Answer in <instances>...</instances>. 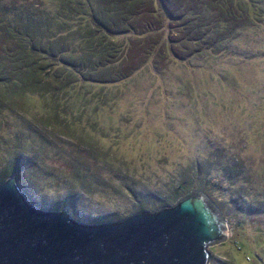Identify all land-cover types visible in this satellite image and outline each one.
I'll return each instance as SVG.
<instances>
[{"label":"rangeland","instance_id":"1","mask_svg":"<svg viewBox=\"0 0 264 264\" xmlns=\"http://www.w3.org/2000/svg\"><path fill=\"white\" fill-rule=\"evenodd\" d=\"M61 1L1 0V18L14 25L7 40L0 31L1 63L3 50L16 45V28L39 44L61 42L67 25L87 27L91 2H111L116 14H99L120 23L121 64L101 83L79 75L68 83L75 73L63 82L47 76L23 92L6 87L13 74L3 66L0 183L18 156L17 183L35 206L59 210L65 200L77 214L121 218L174 204L190 191L166 200L186 169L221 158L239 173L235 184L214 165L204 175H212L208 192L193 189L228 229L225 240L208 246L207 264H264V21L227 40L212 26L215 0H72L77 9Z\"/></svg>","mask_w":264,"mask_h":264},{"label":"water","instance_id":"2","mask_svg":"<svg viewBox=\"0 0 264 264\" xmlns=\"http://www.w3.org/2000/svg\"><path fill=\"white\" fill-rule=\"evenodd\" d=\"M16 178L0 183V264H207L208 246L227 237L199 190L120 218L39 208Z\"/></svg>","mask_w":264,"mask_h":264},{"label":"trees","instance_id":"3","mask_svg":"<svg viewBox=\"0 0 264 264\" xmlns=\"http://www.w3.org/2000/svg\"><path fill=\"white\" fill-rule=\"evenodd\" d=\"M77 1H75L76 4H80L81 1ZM61 2L69 8L77 9L72 0H62ZM89 2H91V0H89ZM3 4L4 3L0 0V13H2L4 9ZM213 5V9L215 10L213 17L216 24H213L212 26L214 27L216 33L219 30L220 32L223 31L227 40L232 39L235 34L239 33V29H244L249 23H251V21H264V17L258 15V12H264V2L261 0H245V2H243V0H215ZM90 6L92 10L90 15V20H92L91 23L89 22L90 20L88 21L87 19L86 21L85 19L84 25L87 26L86 28L81 25L77 27H74L73 24L67 25L65 27V35L61 36V42H58V40L55 38L56 43L55 41L47 39V44H39L34 35L30 34L29 32L24 33L22 30L16 28V33L18 34L14 39L16 45L13 44V46H11L10 44L11 53L7 54L8 50H3L4 53H1L3 63L0 61V72H3L4 66L10 67V72L13 74V78L11 79L13 81L6 82V87L15 86L21 92H23L29 87H41L43 83L42 77L52 76L54 79H59L63 82L66 79L68 80V78L65 77L66 74H68V77H70L71 75H74V73L76 76L70 79L68 83L75 80L77 75L82 77L83 80L87 82L96 81L101 83L102 81H107L108 78L106 77V73H109V75L111 74L110 68L118 67L121 64L120 59L122 57L117 56V42L114 38L119 32L120 23L114 21L109 24L103 20L99 13L102 11L105 14L106 12H112L110 15H114L116 14L117 6L113 5L111 2L107 4L109 8L104 6L96 8L92 2L90 3ZM103 12L102 14H104ZM121 15L124 17L123 12ZM69 16L71 19H74L72 15ZM1 17L2 16H0V31L4 32L6 35L5 40H7L11 33L9 24H11V26L14 25H12V20L7 19L6 16L5 18ZM218 18H221L219 22L223 23V28L217 26L219 24ZM3 19H5V22ZM100 30H104L105 32L99 35ZM41 49H44L42 52L46 53V55H44L46 57L44 58L39 57L37 54ZM13 51H16L15 55L13 54ZM50 56L57 57V61L59 63H57L56 60V62L54 60H49L48 57ZM12 58H14V61ZM5 61H8V65L4 64ZM83 69L87 71L88 76L85 73L86 71H82ZM60 75L62 77L64 76V78L62 79ZM119 77L120 75L116 76V78ZM82 97L84 98L85 96ZM67 106L70 109V106H73V102H67ZM61 118L63 119L64 117L61 115ZM62 119L61 121L63 124L67 123L66 120L63 121ZM220 161L221 158L218 159V161H215L213 164L205 165L200 169H193L192 167L186 169V174L184 173L181 175L182 178L180 181L178 178L174 193L169 195L166 200L179 197L181 194L191 189H200L208 192L205 187L212 175H207L206 180L204 179V175L206 173H210V167L214 165L216 170L222 171L221 174H223L226 177L225 179L228 180V182L233 186L239 173L237 171L230 172L229 168L232 169V167H228V165L225 166ZM22 165L23 164H21L20 159L17 156V158L9 165L8 174L10 175L12 173L22 172ZM71 198L73 197L70 195L68 200L71 201ZM67 202L68 201L65 200L63 201V207L68 205L66 204Z\"/></svg>","mask_w":264,"mask_h":264}]
</instances>
